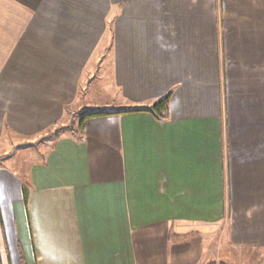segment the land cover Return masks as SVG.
I'll list each match as a JSON object with an SVG mask.
<instances>
[{
  "label": "crops",
  "instance_id": "crops-1",
  "mask_svg": "<svg viewBox=\"0 0 264 264\" xmlns=\"http://www.w3.org/2000/svg\"><path fill=\"white\" fill-rule=\"evenodd\" d=\"M100 111L0 167V264H264V0H0V143Z\"/></svg>",
  "mask_w": 264,
  "mask_h": 264
},
{
  "label": "rangeland",
  "instance_id": "rangeland-1",
  "mask_svg": "<svg viewBox=\"0 0 264 264\" xmlns=\"http://www.w3.org/2000/svg\"><path fill=\"white\" fill-rule=\"evenodd\" d=\"M81 116L82 115H74L70 116L69 119H74V126H76L78 125ZM60 134L71 133L65 129L59 131V128H57L56 130L52 129L51 132L43 133L29 140L13 137L9 133L6 134V137H4L0 143V167H6L18 176H27L31 165L35 161L42 159L49 150L50 145L56 136H59ZM217 246V255H219L220 243H218ZM217 255L214 257L216 258L215 262H210L209 264H221Z\"/></svg>",
  "mask_w": 264,
  "mask_h": 264
},
{
  "label": "trees",
  "instance_id": "trees-1",
  "mask_svg": "<svg viewBox=\"0 0 264 264\" xmlns=\"http://www.w3.org/2000/svg\"><path fill=\"white\" fill-rule=\"evenodd\" d=\"M170 98H171V93L167 94L166 96L162 97L159 99L155 104L149 107L145 108H130L123 113H130V112H147L150 113L152 116H154L157 120L161 119H166L169 111V103H170ZM110 113L107 112H97V113H87L81 116L79 123H78V128L77 129H72L71 127L67 128H62L60 130H67L69 131L72 135H77L79 133L78 130L81 129V126L83 125L84 121L92 118V117H97V116H108Z\"/></svg>",
  "mask_w": 264,
  "mask_h": 264
}]
</instances>
